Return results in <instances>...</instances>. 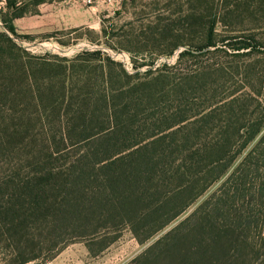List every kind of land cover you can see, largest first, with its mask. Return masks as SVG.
<instances>
[{
    "label": "rangeland",
    "instance_id": "rangeland-1",
    "mask_svg": "<svg viewBox=\"0 0 264 264\" xmlns=\"http://www.w3.org/2000/svg\"><path fill=\"white\" fill-rule=\"evenodd\" d=\"M5 6V0H0L4 12ZM6 12L9 16L2 20L12 22L18 35L13 40L29 54L23 58L31 63L33 75L17 79L15 99L0 110V180L17 172L25 177L37 171L40 166L24 163L31 160L33 151L63 148L58 144L61 126L56 116L57 126H51L45 119L52 114L47 102L62 99L63 85L68 95L72 93L66 100L67 103L71 100V106L67 103L65 108L61 106L59 117L79 114L90 119L93 116L98 96L96 89L98 86L102 89L106 83V78L100 76V66L108 75L110 72L115 88L122 89L121 98H113V104L118 106L125 104L131 95L126 82L118 75L120 71L131 75L137 72L130 84H154L155 79L162 81L158 78L171 82L168 101L159 99L155 107L149 102L142 104L137 108L141 111L139 114H149L154 108L165 111L174 101V107L190 109V117L203 111L204 101L237 91L232 97L235 103L223 109L224 118L233 111L243 121L259 120L261 113L256 101L264 107V52H232L228 46L233 44L229 42L231 37H237V42L253 39L262 51L264 7L259 0H203L202 3L197 0H28L16 13ZM188 19H215L213 38L218 50L210 48L209 52L205 50L202 54L179 58L184 47L173 51L150 44L152 39L164 34L179 36L187 45L204 39L206 27L195 28ZM165 26L168 31L163 30ZM0 31H3L1 19ZM83 53L89 54L79 58ZM42 60L52 65L53 72L48 78L38 72V63ZM133 64L138 67L137 71L132 70ZM62 66L69 69L65 75L60 73ZM43 87L46 91L41 106ZM49 89L51 97L46 102ZM257 92L261 97L255 96ZM186 94L190 95L188 103L191 106H185L183 99L186 97L182 96ZM79 123L74 121V124ZM84 132L88 133V128H70L68 146L79 141L78 137ZM52 136L58 143L52 141ZM247 157L252 165L262 169L261 181L264 180V124L239 155L225 162L228 166L221 178L192 202L186 179L178 182L158 176L149 180L145 174L142 179L138 176L137 179L112 177L106 184L103 172L96 171L89 180L94 181L92 188L99 191L88 195V200L92 201L86 203V209L63 208L65 216L75 221L73 226L68 227L62 216L56 227L32 222L28 230L32 242L21 241L18 245V236L14 233L12 240L0 241V264H23L22 261L32 255L37 259L27 264H130L159 239L165 245L176 240V245L185 249L190 242V223L184 222L185 219ZM62 168L69 170L67 165ZM117 172L119 170H115ZM84 181L87 179L78 182L86 186ZM109 184L114 190L103 192L102 188ZM55 185L59 187L60 179ZM226 188L228 190L229 186ZM183 206V212L175 217ZM50 212L54 211L50 209ZM254 213L256 219L251 226L243 227L249 232L255 227L248 240L244 264H264V206L255 205ZM83 218H87L89 226ZM156 252L150 259L153 264H167L168 261H162Z\"/></svg>",
    "mask_w": 264,
    "mask_h": 264
},
{
    "label": "trees",
    "instance_id": "trees-1",
    "mask_svg": "<svg viewBox=\"0 0 264 264\" xmlns=\"http://www.w3.org/2000/svg\"><path fill=\"white\" fill-rule=\"evenodd\" d=\"M27 1L5 0V9L16 13ZM197 1L203 2V0ZM259 2L264 7V0ZM6 11L0 8V19L3 24V31H0V110L15 99L17 79H27L30 73L33 75L31 63L23 58V56L29 57V54L13 40L18 35L12 22L2 20L9 16ZM188 20L195 28L206 27L207 34L204 39L191 41L187 45L179 36L164 34L155 40L152 39L150 44L173 51L184 47V50L178 54L179 58L202 54L205 50L209 52L210 48L217 49L213 38L215 19ZM167 26L163 27V30L168 31ZM236 38L231 37L229 41L233 43L228 45L232 52H264V48L259 51L260 45L255 40L241 39L237 42ZM88 54L83 53L78 57ZM112 64L115 65L113 62ZM38 68L39 74L42 76L46 74L47 78L53 72L52 65L45 60L38 63ZM59 68L60 73L64 75L69 70L66 66ZM98 69L102 79L106 78V83L102 89L99 86L96 89L98 96L95 112L90 119L79 114L76 117L75 115L59 117L61 106L66 107V100L71 98L72 93L71 96L68 95L63 85L62 99L58 102L49 99L47 102L48 97H51L49 89L46 102L52 114H48L45 119L51 122V126H57L54 121L56 116L58 126H61L60 143L54 139V136L52 141L61 144L63 148L33 151L31 160H25L24 163L29 165L33 162L34 167L40 166L37 171L25 177L23 173L21 176L17 172L1 178L0 241L12 240L14 233L18 236V245L21 241L32 242L29 241L28 233L32 222L47 223L56 227L60 216L68 227L73 226L75 221L65 216L66 211L63 208L80 211L86 209V203L90 204L92 201V199L88 200V195H94L95 191H99L92 188L94 181L89 180L94 177L96 171L103 172L102 176L106 184L110 183L109 179L112 177L128 176V178L142 179L145 174L149 180L158 176L175 179L178 182L186 179L185 183L190 184V202H192L221 178L228 163L240 154L263 127L264 107L257 101L261 113L259 120L243 121L235 116L233 111L228 113V118H224L223 109L226 105L235 103L236 99L232 97L237 91L223 97L216 95L210 101H204V106L201 107L203 111L190 117L191 110L187 108L181 110L176 106L175 108L174 101L164 109L165 111L154 108L149 114H139L141 111L137 108L145 103L149 102L155 107L159 99L168 101V92L172 90L169 89L171 82L158 78L162 81L155 79L154 84H130V80L137 75V72L131 75L120 71L118 75L126 82L125 86L131 91V95L125 104L118 106L113 104V98L122 96V89L115 88L116 83L111 80L110 72L108 75L102 66ZM137 69L138 67L133 64L132 70L137 71ZM45 91L46 88L43 87L41 106ZM254 94L261 97L259 92ZM189 96L187 94L182 96V98L186 97L183 99L186 102L185 106L192 105L188 103ZM200 96H203V93H200ZM229 98L232 99L227 102ZM67 106H71V100ZM57 112L58 115H55ZM244 115L247 116L246 113ZM74 121L80 123L74 124ZM63 125L65 128L62 129ZM70 128H88V133L84 132L82 137H78L79 141H74L68 146ZM95 129H97L95 132H91ZM65 131L67 135L64 134ZM227 161L228 163L225 164ZM66 165L69 166V170L62 168ZM115 170L119 172L115 173ZM261 170L257 165H252L248 157L245 158L231 176L195 208L184 221L190 223V242L185 249L178 247L176 240L170 245H165L161 244L162 240L159 239L136 256L130 264H153L150 259L152 253L156 251L162 261L164 259L168 261L167 264H244L248 240L255 227L250 232L243 227L244 225L250 227L256 219L255 205L264 206V180L261 181ZM58 179L60 185L56 187L55 183ZM83 179H87L84 181L86 186H81L78 182ZM254 179H258L257 182L253 181ZM227 186H229L228 190ZM112 190L114 189L110 184L102 188L103 192ZM51 192L55 194L50 195ZM48 195L53 198L49 199ZM184 207L175 217L183 212ZM50 209L54 212H50ZM262 218L264 219V216ZM87 221V218H83V222L89 226ZM53 257L54 255L51 256ZM35 259H37L36 255H32L22 263L27 264Z\"/></svg>",
    "mask_w": 264,
    "mask_h": 264
}]
</instances>
